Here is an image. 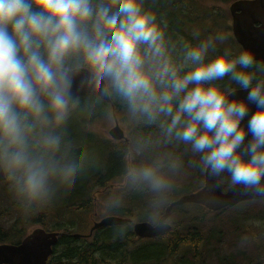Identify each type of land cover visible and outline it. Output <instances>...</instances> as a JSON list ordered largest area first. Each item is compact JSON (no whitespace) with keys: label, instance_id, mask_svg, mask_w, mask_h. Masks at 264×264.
Wrapping results in <instances>:
<instances>
[{"label":"clouds","instance_id":"obj_1","mask_svg":"<svg viewBox=\"0 0 264 264\" xmlns=\"http://www.w3.org/2000/svg\"><path fill=\"white\" fill-rule=\"evenodd\" d=\"M224 39L173 38L148 0H0V174L22 212L50 205L87 166L86 144L67 132L82 93L156 130L132 132L121 173L149 194L152 227L172 222L183 164L172 148L264 193V61Z\"/></svg>","mask_w":264,"mask_h":264},{"label":"trees","instance_id":"obj_2","mask_svg":"<svg viewBox=\"0 0 264 264\" xmlns=\"http://www.w3.org/2000/svg\"><path fill=\"white\" fill-rule=\"evenodd\" d=\"M199 1L148 0V4L167 21L173 38L184 36L189 39L184 31V20L191 17L211 20L224 16L213 14L211 9L204 14L196 10ZM113 106L116 112L123 111L115 101H97L88 94L81 96L67 132L70 138L81 139L86 144L89 153L87 166L70 183L57 190L50 205L25 214L15 200L20 215L9 226L0 223V243L20 242L29 225L40 223L48 228L49 222L54 221L53 229L67 233L59 238L47 264H170L168 260L175 255L181 264H264V232L245 225L251 215L264 219V199L242 202L216 212L200 207L188 209L189 204L176 205L172 210L170 230L155 238L137 237L133 226L127 227L129 223L102 227L94 231L91 239L72 237L68 233V226L76 224L73 217L80 219L76 214L96 204L135 220H147L149 194L129 188L121 180L128 141L108 138L91 125L95 119L111 112ZM134 131L157 134L154 128L144 125H136ZM182 151L185 160L174 172L171 202L198 187L194 183L201 173L199 164L184 148ZM111 183L114 187L109 185ZM95 186H101L102 191L99 190L94 199L92 191ZM4 191L3 196L10 201L14 199L8 187ZM115 201L119 204H113ZM110 204L113 206L109 207ZM49 210L53 211L51 217L47 216ZM32 214L37 215L32 218ZM30 220L32 222L28 224Z\"/></svg>","mask_w":264,"mask_h":264},{"label":"water","instance_id":"obj_3","mask_svg":"<svg viewBox=\"0 0 264 264\" xmlns=\"http://www.w3.org/2000/svg\"><path fill=\"white\" fill-rule=\"evenodd\" d=\"M262 0L252 2H235L231 6L233 13V31L237 39L242 43L245 49L253 52L258 60L264 61V24L256 26L255 22L260 21L259 17L253 18L250 13L244 20L236 11L246 6L252 12L258 14V6ZM87 93L80 94L85 95ZM240 96L246 95L245 90H240ZM116 118V114H114ZM117 122V121H116ZM113 138H125V132L121 126L116 123L109 131ZM206 186L193 194L181 196L176 201L172 202L166 209L165 215L169 216L171 209L176 204H181L186 201L205 202L211 209H220L227 205H234L241 200L254 197H263L264 193H259L254 190H245L241 186H231L227 191H224L226 184L220 178L208 175L205 173ZM3 174H0V180L4 179ZM132 221L131 218H120L108 216L101 221L96 222L92 230L96 227L108 224L124 223ZM134 230L140 236H152L158 232L154 231L147 222H137L134 225ZM57 232H47L42 228H35L18 244H0V264H46L49 255L53 252V246L58 243L59 237Z\"/></svg>","mask_w":264,"mask_h":264},{"label":"rangeland","instance_id":"obj_4","mask_svg":"<svg viewBox=\"0 0 264 264\" xmlns=\"http://www.w3.org/2000/svg\"><path fill=\"white\" fill-rule=\"evenodd\" d=\"M226 4L227 3L221 4L219 1H216V0H200L197 3L196 9L198 11H206V9L216 6V7L222 8L224 10V8H226ZM226 9L228 10V8H226ZM224 33H221V35H224ZM202 35H204V37L211 36L209 29H206ZM230 45H231L230 41L223 40L222 42H220L221 47H229ZM118 117H119V122L122 125V127H124L125 130L127 132H129V129L132 126V124L129 122L124 111L118 112ZM113 124H114V119H113L111 112H110L106 116H103L99 119H95L91 125L93 126L94 130H96L102 134L108 135V130ZM6 206H7V203L5 201H3L1 199V196H0V223L3 225H10V224H12V222L16 218H14V216H13L14 213L12 211L6 210L3 212V210ZM95 207L98 209L96 216H100L101 214L106 213L105 207H99L98 205H95ZM92 213H93L92 209L86 208V209H83V213L76 214L77 216H79L81 218L76 219L73 217V220L75 221L76 224H75V226H72V229L76 231V230H79L81 228H86L84 230V232H88L90 226L92 225V223L94 221V218L89 219L91 217ZM99 218H97V219H99ZM86 219H89L87 223H86ZM255 226L256 227L259 226L262 228L264 226V221L259 220L258 225L256 224ZM168 262H171V260L169 259Z\"/></svg>","mask_w":264,"mask_h":264},{"label":"flooded vegetation","instance_id":"obj_5","mask_svg":"<svg viewBox=\"0 0 264 264\" xmlns=\"http://www.w3.org/2000/svg\"><path fill=\"white\" fill-rule=\"evenodd\" d=\"M261 11L264 12V0L262 1V8H261ZM227 17H228L227 20H226V19H225V20L227 21V30H228V28H229V27H228V23H229L230 21H232V18H231L232 16H231V13H230V12H227ZM219 20H220V19H219ZM230 29H232V28L230 27Z\"/></svg>","mask_w":264,"mask_h":264},{"label":"bare ground","instance_id":"obj_6","mask_svg":"<svg viewBox=\"0 0 264 264\" xmlns=\"http://www.w3.org/2000/svg\"><path fill=\"white\" fill-rule=\"evenodd\" d=\"M177 38V37H176ZM94 231H90V236H93ZM144 263V262H143ZM147 264V263H146Z\"/></svg>","mask_w":264,"mask_h":264}]
</instances>
